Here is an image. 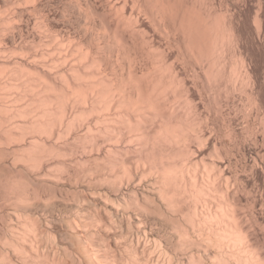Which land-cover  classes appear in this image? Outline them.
<instances>
[{"label":"bare ground","instance_id":"bare-ground-1","mask_svg":"<svg viewBox=\"0 0 264 264\" xmlns=\"http://www.w3.org/2000/svg\"><path fill=\"white\" fill-rule=\"evenodd\" d=\"M67 1L0 0V264H264V76L241 19Z\"/></svg>","mask_w":264,"mask_h":264},{"label":"rangeland","instance_id":"rangeland-1","mask_svg":"<svg viewBox=\"0 0 264 264\" xmlns=\"http://www.w3.org/2000/svg\"><path fill=\"white\" fill-rule=\"evenodd\" d=\"M54 1H56V0H54ZM59 1V0H58ZM67 1V0H66ZM69 1V2H68ZM67 2L68 3H70V2H75L76 3V1L75 0H68ZM212 1V2H211ZM237 1V2H236ZM259 1V2H258ZM196 3H195V5L197 6V8H199V10H202V11H207V10H210L211 11V13L213 14V12H215L214 14L216 15H218L219 13H220V15L222 14V13H226L225 15L227 16H232V17H234V18H236L237 20L239 19H241L240 21H239V23L241 24V26L243 27V29L245 30L244 32H245V35H246V39H245V44H244V46L247 48V49H250L251 51H253L255 54H257V57H258V59L260 58V63H259V72H260V74L262 75V76H264V33H263V37L261 38V40H257V38H255V37H257L256 36V33H255V29H254V24H253V20L255 19V17H260V18H262V19H264V1L263 0H196L195 1ZM51 5L52 6H55V7H57L59 4H56V2H52V0H51ZM23 3H21V5H22ZM54 4H56V5H54ZM73 4V3H72ZM206 4V5H205ZM207 4H209V5H207ZM18 5H20V4H14V5H12V7L14 6H18ZM20 5V6H21ZM260 5V6H259ZM23 6H24V4H23ZM207 6H208V8H207ZM210 6V7H209ZM233 6V7H232ZM13 7V8H14ZM59 7V6H58ZM57 7V8H58ZM261 7V8H260ZM13 8H12V10H13ZM206 10H205V9ZM213 8V9H212ZM225 8H227V9H225ZM235 8V9H234ZM238 8V9H237ZM5 9H7V8H5ZM4 9V10H5ZM9 10V11H8ZM226 10H228V11H226ZM259 10H261V11H259ZM7 12V14H9V13H11V7H8V9L7 10H5L4 11V13H6ZM219 12V13H218ZM229 12H231L230 14H229ZM237 12V13H236ZM240 14H239V13ZM257 12V13H256ZM213 14V15H214ZM239 14V15H238ZM243 19H242V18ZM33 21H35V18H33V20H32V24H33ZM36 22V21H35ZM83 23V22H82ZM85 24V23H84ZM84 24H82V25H84ZM34 25H35V23H34ZM34 25H32L33 26V28H35V26ZM82 25H80L81 26V28H85L86 26L84 25V27L82 26ZM31 24H30V29H32L31 27ZM246 26V27H245ZM253 26V27H252ZM80 27H77V29L76 30H78ZM80 28V29H81ZM79 29V30H80ZM82 29V30H83ZM35 30L37 31V33H38V29L37 28H35L34 30H33V32H35ZM82 30H80V31H82ZM250 30V31H249ZM83 32V31H82ZM251 35V36H250ZM254 35V36H253ZM250 36V37H249ZM156 37V36H155ZM254 38V39H253ZM159 39V41L163 44V41H162V39L161 38H158V36L156 37V40H158ZM23 43V45H25L26 44V41L24 40V39H22L21 40ZM247 41V42H246ZM254 41V42H253ZM28 43V42H27ZM249 43V44H248ZM251 43V44H250ZM259 43H260V45H259ZM255 44V45H254ZM26 45H29V43L28 44H26ZM47 46V45H46ZM260 47V48H259ZM31 48V47H30ZM43 48H44V45H43ZM47 48V47H46ZM45 49V48H44ZM10 54V55H9ZM9 54H5V56L6 57H10V56H12V57H14V55H15V53H13V55L11 54V53H9ZM23 54V53H22ZM18 55V54H17ZM21 55V54H20ZM19 55V56H20ZM0 56H3V54H1ZM16 56V55H15ZM22 56H25L26 58H28L29 56H26L25 55V52H24V55H22ZM263 56V57H262ZM33 58V57H32ZM32 58L31 57H29V59H31L32 60ZM34 59V61L35 62H38L41 58H39V60H37V58H33ZM37 60V61H36ZM33 61V60H32ZM241 91H237V93H235L236 95H238V96H240L241 95V93H240ZM237 97V96H236ZM222 108V107H221ZM222 109H225V107H223ZM205 110V109H204ZM218 116H219V113H218ZM216 120H219L220 122H218L219 124L218 125H222V123H223V118H221V116H219V117H217V114H216ZM221 123V124H220ZM223 126V125H222ZM2 199H5L4 197L3 198H1L0 199V202H1V200ZM7 202H8V200H6ZM4 202H5V200H4ZM1 203H3V201L1 202ZM6 203V202H5ZM1 209V208H0ZM58 225V226H57ZM57 225H55L57 228H59V229H61L60 227H62L61 226V224H59V223H57Z\"/></svg>","mask_w":264,"mask_h":264}]
</instances>
